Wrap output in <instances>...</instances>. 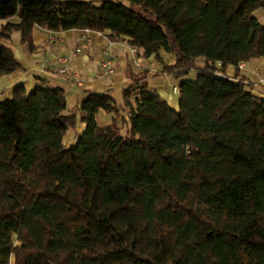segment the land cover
I'll list each match as a JSON object with an SVG mask.
<instances>
[{
	"label": "trees",
	"instance_id": "16d2710c",
	"mask_svg": "<svg viewBox=\"0 0 264 264\" xmlns=\"http://www.w3.org/2000/svg\"><path fill=\"white\" fill-rule=\"evenodd\" d=\"M259 8L264 0H0V76L20 66L11 33L32 48L40 26L105 32L179 78L177 108L140 82L146 69L121 101L89 92L78 114L44 78L0 100V264H264V97L227 74L264 60Z\"/></svg>",
	"mask_w": 264,
	"mask_h": 264
},
{
	"label": "crops",
	"instance_id": "0c3cea01",
	"mask_svg": "<svg viewBox=\"0 0 264 264\" xmlns=\"http://www.w3.org/2000/svg\"><path fill=\"white\" fill-rule=\"evenodd\" d=\"M255 15L259 21L264 23V8L257 9ZM10 21L17 22L18 17L14 16L10 18ZM81 32L82 29L64 30L62 31L63 39L60 41L62 43L57 44L48 40V28L35 26L32 38L33 47L29 48L27 42L20 40V32L13 31L9 41L20 66L13 72L0 76V100L10 98L15 86L22 85L30 89L40 82L38 78H44L50 87L61 86L65 89L68 110L76 111L79 103L87 97L89 92L114 94L121 101L123 87L133 82L132 74L146 69V75H142L140 82L146 83L172 107L177 108L178 93L172 90L174 85L177 86V82H169L167 85L164 76L169 74L159 71L163 60L153 56H144L143 49L139 48L140 65L138 67L131 61V55L127 49L129 44L126 40H121L112 46L116 53L114 73L103 74L98 68V63L102 57L103 48L107 47L108 37L105 32L90 30L92 42L87 43L81 40ZM76 46H79L81 50L75 51ZM60 57H65V63L78 73L80 83L67 81L62 74L56 72L54 65L41 66V63L46 60L56 62ZM154 60L157 64L153 63ZM227 74L232 79H242L253 93L264 97V60L262 58L253 57L246 60L242 68L228 66ZM98 116L101 117V123L105 124L110 121L111 115L99 111L96 114V120ZM83 128L84 124L78 122L75 130L68 133L71 140L67 144L75 142L76 135ZM10 264H14L13 257Z\"/></svg>",
	"mask_w": 264,
	"mask_h": 264
},
{
	"label": "built area",
	"instance_id": "2783aa9c",
	"mask_svg": "<svg viewBox=\"0 0 264 264\" xmlns=\"http://www.w3.org/2000/svg\"><path fill=\"white\" fill-rule=\"evenodd\" d=\"M81 40L91 43L92 42V37L90 35V30L89 29H84L81 32L80 35ZM63 36H62V31H51L49 30L48 33V40L52 43H58L62 41ZM117 41H113L111 39H107V47L103 48L102 51V57L98 63V68L103 74H113L115 71V66H114V61L116 58V53L113 51L112 46L115 44ZM128 52L131 55V61L132 63L136 65H140V55H139V48L136 46H131L128 45ZM75 51H80L81 48L79 46H76L74 48ZM66 58L65 57H60L57 59L56 62H51L50 60H46L45 62L41 63V66L43 67L44 65H54L55 70L57 73L62 74L67 81H75L77 83H80L81 80L78 76V73L74 71L72 68H70L66 63ZM244 66V61H241L238 64L239 68H242ZM173 92L178 93L179 89L177 86L172 87Z\"/></svg>",
	"mask_w": 264,
	"mask_h": 264
},
{
	"label": "rangeland",
	"instance_id": "374dc122",
	"mask_svg": "<svg viewBox=\"0 0 264 264\" xmlns=\"http://www.w3.org/2000/svg\"><path fill=\"white\" fill-rule=\"evenodd\" d=\"M84 42V41H83ZM9 45H11V43H10V41H8L7 42ZM62 42H58L57 44H61ZM161 54L163 55V58L165 59V62H167V63H169V62H171L172 61V55L171 54H167V53H165V52H161ZM157 61L156 60H154L153 61V63L154 64H157L156 63ZM196 65H200L201 63H203V60L201 59V58H198L197 60H196ZM134 64V63H133ZM134 65H136V64H134ZM136 66H138V65H136ZM162 66L163 65H161L160 66V68H159V71H161V69H162ZM139 67V66H138ZM196 77V71L195 70H192V71H190L189 72V74L186 76V78H188V79H194ZM164 79L165 80H167V85H168V83L169 82H171V83H176V82H178L179 81V78H176L174 75H172V74H169L168 76H164ZM103 112V111H102ZM97 122L99 123V124H102L101 122V117L100 116H98L97 117ZM108 123V122H107ZM122 131H124V129L122 130ZM69 135L67 134L66 135V137H65V142L66 143H68L70 140H71V137L69 136Z\"/></svg>",
	"mask_w": 264,
	"mask_h": 264
}]
</instances>
